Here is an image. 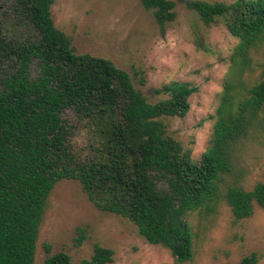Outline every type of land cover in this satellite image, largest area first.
Listing matches in <instances>:
<instances>
[{
	"label": "trees",
	"instance_id": "16d2710c",
	"mask_svg": "<svg viewBox=\"0 0 264 264\" xmlns=\"http://www.w3.org/2000/svg\"><path fill=\"white\" fill-rule=\"evenodd\" d=\"M53 0H0V264H33L35 239L53 185L75 180L97 209L132 223L147 243L166 248L175 262L190 260L191 211L209 213L220 197L235 219L264 210V179L245 189L229 185L237 141L252 127L264 132V68L256 81L235 91L225 82L209 145L190 156L166 130L165 117H182L196 86L171 82L147 101L123 69L110 60L75 53L50 16ZM163 27L176 2L204 25L221 21L237 42L232 66L248 65L264 43V0H138ZM141 83V79H139ZM65 109L89 131L84 155L71 143ZM76 227L74 243L85 237ZM42 264H69L64 251ZM113 250L97 243L80 264H109ZM237 264H259L255 252Z\"/></svg>",
	"mask_w": 264,
	"mask_h": 264
},
{
	"label": "rangeland",
	"instance_id": "374dc122",
	"mask_svg": "<svg viewBox=\"0 0 264 264\" xmlns=\"http://www.w3.org/2000/svg\"><path fill=\"white\" fill-rule=\"evenodd\" d=\"M49 10L54 26L70 38L75 53L110 60L127 72L147 101L161 98L155 90L171 82L196 86L185 115L163 119L167 133L188 148L193 158L209 145L224 83H232L237 91L240 85L247 87L256 81L264 68V43L250 50L248 65L232 66L237 38L221 21L204 25L180 2H176L174 20L162 28L138 0H53ZM63 118L72 126L73 149L84 155L87 127L69 109ZM231 157L221 192L229 185L249 189L262 181L264 132L255 126L249 129L235 144ZM186 221L192 232V256L175 262L166 248L145 242L131 222L93 206L75 180L61 179L46 199L33 264H42L44 244L49 245V253L64 251L69 264H80L94 243L113 250L109 264H237L252 251L258 263L264 264V210L260 207L253 205L249 217L235 219L220 197L209 213L191 211ZM76 227H83L86 235L78 245L74 243Z\"/></svg>",
	"mask_w": 264,
	"mask_h": 264
}]
</instances>
